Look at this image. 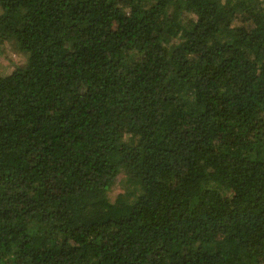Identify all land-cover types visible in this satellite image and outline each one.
Instances as JSON below:
<instances>
[{
  "label": "trees",
  "instance_id": "obj_1",
  "mask_svg": "<svg viewBox=\"0 0 264 264\" xmlns=\"http://www.w3.org/2000/svg\"><path fill=\"white\" fill-rule=\"evenodd\" d=\"M0 9V264H264V0Z\"/></svg>",
  "mask_w": 264,
  "mask_h": 264
},
{
  "label": "rangeland",
  "instance_id": "obj_2",
  "mask_svg": "<svg viewBox=\"0 0 264 264\" xmlns=\"http://www.w3.org/2000/svg\"><path fill=\"white\" fill-rule=\"evenodd\" d=\"M0 9V15H1ZM28 56L22 52L16 50L14 44L6 43L0 48V75H8L14 70L24 67L27 64ZM124 176L119 177L117 185L112 189L110 193V198L115 201L117 196L124 192V187L121 181Z\"/></svg>",
  "mask_w": 264,
  "mask_h": 264
}]
</instances>
